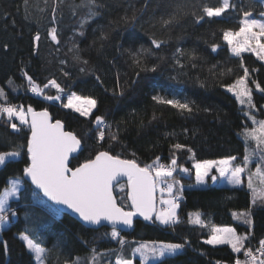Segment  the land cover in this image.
<instances>
[{
    "label": "trees",
    "instance_id": "16d2710c",
    "mask_svg": "<svg viewBox=\"0 0 264 264\" xmlns=\"http://www.w3.org/2000/svg\"><path fill=\"white\" fill-rule=\"evenodd\" d=\"M231 2L236 4L235 9L221 17L198 21L201 4L218 6L219 0H96L94 6L88 0H27V5L25 0H0V87L7 95V99L0 97V104L47 109L55 120H61L82 142L81 151L71 160L73 167L93 159L99 151L135 160L143 167L157 157L168 165L176 158V171L165 179L187 183L177 210L179 223L164 225L138 216L130 230H119L120 237L112 238L107 235L110 226L82 224L27 181L22 170L30 163L26 147L30 128L22 125L12 129L6 117H0V152L21 153L0 165V191L10 177L21 180L20 195L9 202L16 214L9 212L8 221L0 229V264H35L19 239L25 231L50 249L46 264H76L77 257L78 264H93V249L95 264H113L121 255L135 264H145L133 250L144 242L160 241L184 247L175 255L152 258L147 264H232L237 258L245 261L244 250L235 253L226 244L204 243L212 225H228L239 234L248 233L245 248L264 240V229L255 231L254 222L248 226L233 215L250 210L253 221L257 211L264 209V204L252 205L246 175L242 185L213 183L211 174L205 186L192 185L193 164L200 159L236 156L240 163L248 147L256 151L250 168L255 169L259 163L255 142L246 145L239 135L243 127H254L245 115L249 109L240 105L225 85L243 75V62L249 69L248 83L256 105L251 112L257 120H264V92L253 83L264 87V61L253 53H244L242 61L234 56L223 40L222 30L238 29L243 11L260 17L264 1ZM91 12L96 14L90 16ZM173 13L178 14L173 23H161V18L167 19ZM125 17L129 18L127 23ZM52 28L57 29L58 43L51 39ZM153 39L162 41L159 48ZM214 44L219 46L215 50ZM141 47L150 51L140 53ZM133 53H139V66ZM153 66L156 71H151ZM24 72L39 85L43 95L30 90ZM52 80L64 90L60 100L46 99L60 95L56 88L45 87ZM72 93L97 101L91 117L64 107ZM158 94L194 102L193 111L182 112L153 100ZM96 116L104 117L110 126L104 129V141L96 139ZM13 122L20 125L18 119ZM113 134L116 140L111 139ZM177 143L186 147L174 149ZM183 167L190 170L189 175ZM253 180L258 184L256 177ZM129 192L126 180L115 186L118 201L126 209H130ZM195 212L201 213L203 225L190 222V214ZM121 238L123 245L119 243Z\"/></svg>",
    "mask_w": 264,
    "mask_h": 264
},
{
    "label": "snow or ice",
    "instance_id": "6c2138e0",
    "mask_svg": "<svg viewBox=\"0 0 264 264\" xmlns=\"http://www.w3.org/2000/svg\"><path fill=\"white\" fill-rule=\"evenodd\" d=\"M90 5H95L96 0H88ZM27 5V0H25ZM236 4L231 0H219L218 6H208L201 4V14L196 19L203 20L205 17L216 18L221 17L226 11L235 9ZM91 12L90 16L95 15ZM195 15V13H193ZM90 18V17H89ZM178 18L177 13H173L167 19L161 18V23L169 25ZM135 19V16L131 18ZM125 22L129 21L128 17L124 18ZM87 20L83 21L86 23ZM51 39L57 43V29L52 28L50 32ZM223 40L230 47L232 54L236 57L242 56L244 53H253L255 56L264 61V13L260 14V18H254L252 12L243 11L239 20V28L234 31L232 29L222 30ZM39 40V34L35 37ZM152 43L159 48L162 41L153 39ZM218 45H213L215 50ZM150 51L141 47L140 53ZM134 62L139 66L141 60L139 53H133ZM179 63V61H177ZM243 75L235 79L229 85H225L228 91L232 92L238 103L247 106L249 111L245 113L247 119H250L254 127H243L239 135L243 138L245 144L255 142L256 148L259 150V163L253 172L248 166L253 163V157L256 151L248 147L245 148V154L241 163H236V156H226L219 160H198L194 164L196 180L198 183H204L215 170L220 177H224L229 184L241 185L244 183V174L248 172L247 187L251 190V203L255 206L257 203L264 204V120H257L252 114L251 109L256 107L252 88L248 85L249 69L241 63ZM151 71H156L153 66ZM231 71V70H230ZM29 88L37 95H43V90L36 84L27 72ZM12 81H9L11 84ZM255 88L264 92L259 82L253 81ZM54 87L58 93L64 90L56 83L55 80L49 81L45 87ZM123 93L121 92V95ZM0 97L7 99V95L2 87H0ZM49 100H60L61 96H48ZM153 100L171 105L182 112L191 113L193 104L182 102L175 98H166L161 95L153 96ZM97 106V101L91 97H82L76 93H72L67 97V103L64 107L74 110L83 117H91L93 109ZM29 113L31 114L29 118ZM0 117H6L12 129H18L19 126L28 125L31 131L30 139L27 141V154L30 157L28 163L22 170L23 174L30 178L31 183L40 189L44 196L56 205H64L78 214L79 218L89 225H102L107 222L111 225L110 235L112 238L120 237L118 226H131L133 218L137 215L142 216L145 220L159 221L164 225H175L179 223L177 209L179 208L178 199L182 196L184 186L177 181L167 183L165 187L160 188V207H157L156 192L159 183L164 182V178L171 177L177 168V159L173 158L170 165H164L159 162L157 157L151 165L141 167L135 160L121 159L119 155H112L107 151H99L93 159H87L78 167H69L70 157L81 149V139L76 133L65 131L64 123L61 120L53 122L52 117L47 109L37 112L31 106L27 111L24 108L11 104H0ZM20 125L13 121L17 119ZM95 124L97 128V141H104L105 128L110 127L105 123L104 117L96 116ZM112 140H116L117 136L113 134ZM183 144L173 145L174 149H184ZM192 152L191 148H188ZM19 150L0 152V165H5L12 158L20 156ZM195 153H193V156ZM189 172L188 168L182 169ZM127 177L130 192L128 198L130 200V210L121 207L113 195V183L118 177ZM253 177H256L258 184L254 183ZM215 180L216 176H211ZM175 189V191H174ZM123 190V188H121ZM168 193L169 198L164 199V192ZM21 193V180L10 179L6 186L0 191V229L9 219L8 213L12 215L16 213L10 207V200L18 197ZM233 215L241 220L245 225L251 226V211L245 210ZM190 222L193 224L203 225L201 213L195 212L190 214ZM19 239L25 244L28 252L33 256L35 264H46L50 249L43 246L42 242H38L36 238L29 235L27 231L19 234ZM249 239V234H239L234 227L211 226L209 238L204 243L209 245H229L233 252L243 254L247 258L241 261L237 258L234 264H264V240L259 242V247L255 250L259 256L253 254L251 247L245 248V242ZM119 243L122 245L125 241L121 238ZM5 248L7 247L4 242ZM184 247L183 244L149 242L138 246L133 253H139L145 264L151 257L162 258L172 256L178 253V250ZM93 251V264H95L96 253ZM80 258H76L78 264ZM67 264V262H65ZM116 264H133L130 259H124L121 255ZM220 264V262H217Z\"/></svg>",
    "mask_w": 264,
    "mask_h": 264
},
{
    "label": "rangeland",
    "instance_id": "374dc122",
    "mask_svg": "<svg viewBox=\"0 0 264 264\" xmlns=\"http://www.w3.org/2000/svg\"><path fill=\"white\" fill-rule=\"evenodd\" d=\"M264 1V0H263ZM253 14V13H252ZM253 16H254V18H257V19H259L260 17H258V16H256V15H254L253 14ZM236 30H238V29H235L234 31H236ZM248 85H249V83H248ZM249 87H251L250 85H249ZM62 94L63 93H60V96L61 97H63L62 96ZM77 94V93H76ZM71 95V94H70ZM77 95H79V94H77ZM79 96H82V97H91V96H83V95H79ZM91 98H93V97H91ZM173 98H175V99H179V100H181L182 101V99L181 98H179V97H173ZM94 99V98H93ZM24 108V110L25 111H27V109L25 108V107H23ZM18 119V118H17ZM19 121V120H18ZM20 122V121H19ZM222 158H224V157H221V158H208V159H200V160H219V159H222ZM198 161V160H197ZM197 161H195L194 162V164L197 162ZM236 163H239V162H236ZM241 163V162H240ZM193 164V165H194ZM249 168H250V166H248ZM183 168H187V167H183ZM182 168V169H183ZM253 172L255 171V169L254 168H250ZM190 173H188V175H189ZM211 174V176H216V179L215 180H213V179H211V182H213V183H218V184H223V185H232V184H229L228 182H227V180L224 178V177H220L219 175H218V173L215 171V170H213V172L212 173H210ZM246 175V177L248 178V172L246 171L245 172V174H244V176ZM10 179H19L18 177H15V176H13V177H10L9 178V181H10ZM167 184V183H169V182H167L166 181V179L164 178V182H163V184L162 183H159L158 184V188L160 189V188H162L163 186L162 185H164V184ZM206 183H207V180L204 182V183H198L197 182V180H196V173H195V169H194V179H193V181H192V185L193 186H205L206 185ZM183 186H185V185H187V183H184V184H182ZM242 185V184H241ZM160 196H161V193L159 194V197H158V199H160ZM163 198L164 199H168L169 198V196H168V193L165 191L164 192V194H163ZM158 208L160 207V204H159V200H158V206H157ZM178 210V209H177ZM253 222H254V228H255V231H259V230H262V229H264V209H260V210H258L257 211V213L254 215V218H253ZM217 226H220V227H232V226H228V225H217ZM21 233H23V232H21ZM209 238V237H208ZM207 238V239H208ZM144 243H146V242H144ZM143 243V244H144ZM43 246L44 247H46L44 244H43ZM140 246V245H139ZM135 254H137V255H139V253H135ZM140 256V255H139ZM141 257V256H140ZM152 258H154V259H157V258H155V257H151V258H149V260H151ZM118 259V258H117ZM117 259L114 261V263L113 264H116V262H117ZM148 260V261H149ZM133 261V260H132ZM133 264H135V262L133 261ZM141 264H143V263H141Z\"/></svg>",
    "mask_w": 264,
    "mask_h": 264
},
{
    "label": "water",
    "instance_id": "95a60500",
    "mask_svg": "<svg viewBox=\"0 0 264 264\" xmlns=\"http://www.w3.org/2000/svg\"><path fill=\"white\" fill-rule=\"evenodd\" d=\"M44 109H35V111H37V112H40V111H43ZM49 112V111H48ZM50 113V112H49ZM51 115V114H50ZM30 116H31V114L29 113V118H30ZM51 117H52V115H51ZM52 120H53V122L55 121V119L52 117ZM65 131H71V130H68V129H66L65 128ZM72 132V131H71ZM81 149H82V143H81ZM81 149L78 151V152H76V153H74L73 155H72V157H70V163H69V167H73V166H71V160H72V158L74 157V156H76L80 151H81ZM108 152V151H107ZM113 155V154H112ZM115 156V155H114ZM121 159H125V160H132V159H127V158H123V157H120ZM138 163V162H137ZM139 164V163H138ZM80 165V164H79ZM79 165H77V166H75V167H78ZM140 165V164H139ZM141 166V165H140ZM75 167H73V168H75ZM141 167H143V166H141ZM25 176V175H24ZM25 178L27 179V181L28 182H30L31 183V180H30V178H28V177H26L25 176ZM123 180H126L127 181V177H124V176H121V177H118V179H117V181H114V183H113V195L116 197V200H117V203L121 206V207H123L120 203H119V201H118V198H117V196H116V194H115V186L119 183V182H121V181H123ZM32 184V183H31ZM38 191H40L41 192V194L44 196V194H43V192L40 190V189H38L34 184H32ZM129 189H130V187H129ZM45 197V196H44ZM156 197H157V192H156ZM46 199H48L47 197H45ZM49 200V199H48ZM50 201V200H49ZM50 202H52L59 210H61L62 212H64V213H68L69 215H71L72 217H74V218H76L78 221H80L82 224H84V225H86V226H89V227H94V228H98V227H101V226H105V225H107V226H110L111 227V225L110 224H108L107 222H103L102 223V225H89V224H87V223H85V222H83L80 218H79V216H78V214H76L75 212H73L71 209H69V208H67V206H64V205H56L55 204V202H53V201H50ZM157 205H158V199H157ZM126 211L127 210H130V209H126L125 207H123ZM138 216H140V215H137V216H135L134 218H133V224H134V221H135V219L138 217ZM140 217H142V216H140ZM133 224L129 227V226H124V225H120V226H118V230H120V231H128V230H130L131 228H132V226H133Z\"/></svg>",
    "mask_w": 264,
    "mask_h": 264
},
{
    "label": "built area",
    "instance_id": "2783aa9c",
    "mask_svg": "<svg viewBox=\"0 0 264 264\" xmlns=\"http://www.w3.org/2000/svg\"><path fill=\"white\" fill-rule=\"evenodd\" d=\"M11 105H14V104H11ZM15 106H17V107H20V105H15ZM161 164H164V163H161ZM164 165H168V164H164ZM187 173H190V171L189 172H187ZM165 185L166 184H164V185H162L163 187H165ZM180 197H179V199H178V202H180ZM259 247V244L258 245H256V246H254L252 249H253V254L254 255H257V256H259V253H257L255 250L257 249ZM259 258H262V257H259ZM247 258L244 256V260H246ZM232 264H234V263H232Z\"/></svg>",
    "mask_w": 264,
    "mask_h": 264
},
{
    "label": "bare ground",
    "instance_id": "6f19581e",
    "mask_svg": "<svg viewBox=\"0 0 264 264\" xmlns=\"http://www.w3.org/2000/svg\"><path fill=\"white\" fill-rule=\"evenodd\" d=\"M159 195L157 194V199H158Z\"/></svg>",
    "mask_w": 264,
    "mask_h": 264
}]
</instances>
